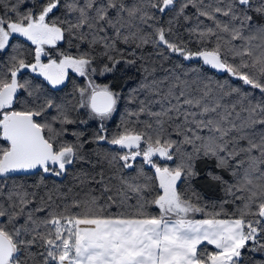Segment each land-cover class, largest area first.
Segmentation results:
<instances>
[{
    "label": "snow or ice",
    "instance_id": "6c2138e0",
    "mask_svg": "<svg viewBox=\"0 0 264 264\" xmlns=\"http://www.w3.org/2000/svg\"><path fill=\"white\" fill-rule=\"evenodd\" d=\"M0 264H264V0H0Z\"/></svg>",
    "mask_w": 264,
    "mask_h": 264
}]
</instances>
